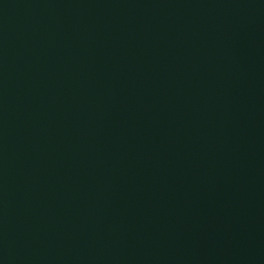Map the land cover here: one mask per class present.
Listing matches in <instances>:
<instances>
[{"label": "water", "instance_id": "95a60500", "mask_svg": "<svg viewBox=\"0 0 264 264\" xmlns=\"http://www.w3.org/2000/svg\"><path fill=\"white\" fill-rule=\"evenodd\" d=\"M0 264H264V0H0Z\"/></svg>", "mask_w": 264, "mask_h": 264}]
</instances>
